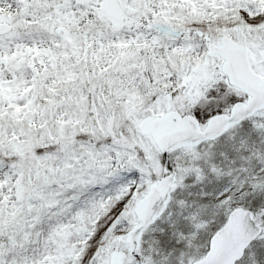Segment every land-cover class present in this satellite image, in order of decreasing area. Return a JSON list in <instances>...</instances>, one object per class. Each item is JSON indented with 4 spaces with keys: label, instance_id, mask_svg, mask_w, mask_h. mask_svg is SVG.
Instances as JSON below:
<instances>
[{
    "label": "snow or ice",
    "instance_id": "1",
    "mask_svg": "<svg viewBox=\"0 0 264 264\" xmlns=\"http://www.w3.org/2000/svg\"><path fill=\"white\" fill-rule=\"evenodd\" d=\"M0 264H264V0H0Z\"/></svg>",
    "mask_w": 264,
    "mask_h": 264
}]
</instances>
